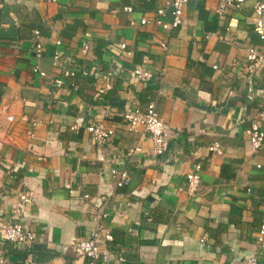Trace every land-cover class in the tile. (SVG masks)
<instances>
[{
  "label": "crops",
  "instance_id": "1",
  "mask_svg": "<svg viewBox=\"0 0 264 264\" xmlns=\"http://www.w3.org/2000/svg\"><path fill=\"white\" fill-rule=\"evenodd\" d=\"M219 1L189 0L180 26L165 30L155 19L164 8L171 20L167 0H0V214L35 236L32 245L0 240V264H86L69 245L97 224L112 236L102 241L118 256L110 264H264V142L254 149L248 134L264 108V70H246L248 49L264 46L254 0L222 16ZM56 51L74 69L59 89ZM138 65L152 81L132 77ZM105 72L112 88L99 94L94 75ZM150 103L171 132L161 156L122 118ZM97 120L115 131L103 145L86 129ZM196 164L201 184L190 196ZM113 167L129 172L126 187L115 186Z\"/></svg>",
  "mask_w": 264,
  "mask_h": 264
},
{
  "label": "built area",
  "instance_id": "2",
  "mask_svg": "<svg viewBox=\"0 0 264 264\" xmlns=\"http://www.w3.org/2000/svg\"><path fill=\"white\" fill-rule=\"evenodd\" d=\"M53 1V0H50ZM189 0H167L166 6L171 7V20L169 22L164 20L166 11L164 8L157 10V17L155 22L165 30L177 29L182 23V17L184 9ZM245 0H220L216 13L218 16H222L228 8H240ZM131 12V8L125 9ZM254 14L255 24L254 30L259 36V39L264 46V0H254ZM149 21L146 18L141 20V25L147 24ZM134 24V23H132ZM40 32H34V47L35 54L38 59L43 55V46L39 41ZM61 41H57V45H60ZM161 46L167 50L168 45L165 42H161ZM125 49L126 45H122ZM89 51V44L84 42L82 44L83 54H87ZM61 54L56 51L54 55L55 64L62 68V74L60 77L55 78L53 86L61 88L64 84L65 77H69L74 74V69L65 68L64 62H61ZM214 69H217L215 66ZM246 70L249 76H252L261 70H264V53H259L254 48L248 49L247 65ZM33 71L39 74L41 77H45L46 74L38 66L33 67ZM84 75H88V71L83 70ZM113 77L112 72H105L103 74L97 73L94 75L95 79L101 81V87L98 90L99 94H106L111 90V80ZM132 77L142 81L150 82L153 80V74L145 69L142 65L136 66L133 70ZM122 118L130 131H136L138 128L143 129V133L148 135L149 141L151 142V154L154 156H161L167 152L171 142V132L168 124L160 116L155 103H150L145 111H141L138 107H129L122 113ZM9 121H13L14 118L10 116ZM264 108H262L257 116V119L252 123L248 130L249 141L254 149H258L264 142ZM87 131L91 134L93 140L98 145L106 144L110 141L115 131L109 128L104 121L97 120L90 123L86 127ZM210 151L219 152V148L216 145L210 147ZM141 152L140 146H135L127 152V156L131 157L135 153ZM200 165L196 164L190 172L187 174V192L190 196H194L201 184ZM111 177L117 188H124L130 182L129 172L125 168L113 167L111 169ZM21 201L23 203H30L31 197L28 195H22ZM20 208H16V213L20 212ZM105 215L103 214V217ZM0 240L13 244L14 246L19 245H32L35 242L34 233L31 230L26 229L19 223H13L6 221L5 218L0 214ZM112 236L109 232L103 230L100 225L92 230L90 239H77L70 243V248L79 257L87 260L86 264H110L118 260V256L110 252L102 241H111ZM258 245L264 247V224L260 227L258 233ZM26 264H36L32 260ZM245 264H258L257 258H251L245 261Z\"/></svg>",
  "mask_w": 264,
  "mask_h": 264
}]
</instances>
